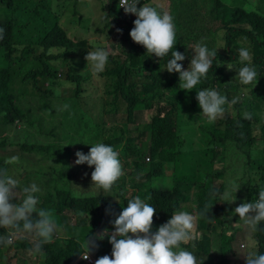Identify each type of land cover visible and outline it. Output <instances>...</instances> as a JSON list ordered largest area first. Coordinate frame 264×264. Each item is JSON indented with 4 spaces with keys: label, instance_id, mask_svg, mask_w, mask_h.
<instances>
[{
    "label": "trees",
    "instance_id": "obj_1",
    "mask_svg": "<svg viewBox=\"0 0 264 264\" xmlns=\"http://www.w3.org/2000/svg\"><path fill=\"white\" fill-rule=\"evenodd\" d=\"M233 1L236 5L232 8L221 6L205 10L189 3L191 7H199V11L177 12L181 26L179 46L186 48L203 41L209 50L217 49L206 78H202L194 90L216 89L229 101L239 97L235 105L226 104L222 117L209 123L202 116L196 97H179L182 91L172 93L180 88L179 75L175 78V73L161 70L167 63L166 56L149 59L144 51L123 46V52L119 51L127 58L122 60L107 48V42L100 41L93 47L87 39H76L58 2L49 6L48 0H0V28L5 29L0 39V122L5 128L20 124L24 136L31 132L38 135V143L27 142V153L18 154L19 162L25 164L29 172L26 186L35 183L45 190L47 201L41 203L38 197L37 209L52 211L54 208L52 212L58 223L53 242L44 245L38 253L42 258L38 264L83 263L81 254L85 248L77 237L87 238L105 229L115 231L112 222L128 200L136 196L156 209L153 232L175 211L196 214L208 204L207 216L211 220L200 217L194 239L181 244V248L193 252L197 264H246L242 252L233 245L237 230L231 225L238 222L233 214V203L209 194L213 189L223 193L226 185L234 183L240 188L233 193V198L236 197V203H244L258 199L259 190L264 188V43H260L264 41V0H259L263 3L256 8L255 15L250 13L254 0ZM115 5L118 8V0ZM50 17L54 20L48 21ZM125 24H129V20L121 19L118 29L122 31L114 32L118 37L127 35ZM28 29H34V35L26 39L24 33ZM35 40L40 42L35 43ZM117 42L115 39L110 47ZM92 47L106 48L111 57L104 72L97 76L101 84L97 87L100 104L93 106L96 114L86 108L90 94L81 97L85 85L92 81V77L86 75L85 60L87 49ZM241 47L250 51L252 66L257 71L256 84L242 85L235 81V70L242 66L238 52ZM52 49L56 51L50 52ZM183 54L186 59L179 63H190L194 56L191 46ZM229 64L233 70L228 69ZM62 66L72 71L66 80L57 76ZM38 78L48 84L44 93L37 91ZM17 81L20 86L15 89ZM65 83L71 86L64 87ZM17 99L20 104L15 103ZM65 104L69 106L67 110H63ZM121 109L126 118L120 115ZM146 111L150 114L155 111L147 123L143 122ZM244 112L251 113V119H244ZM198 120L204 124L196 132L199 139L195 148L200 149L187 157L183 154L187 140L178 131L185 126L195 128ZM58 122H65L68 131L65 138H61ZM97 124L107 128L101 142L119 153L123 175L109 193L98 188L97 191L106 194L85 193L82 189L71 191L67 181L63 182L68 192L48 190L46 186L55 183L59 176H69L63 171L68 165L76 164L70 158L74 146L75 150L88 154L91 146L85 150L82 144H93L96 136L87 140V135ZM131 128L139 131L136 139L145 144L147 150L122 147V143L133 138ZM130 144L128 142V146ZM193 163L192 174L188 176ZM4 165L1 161L0 168ZM93 167H86L89 168L87 179L91 178ZM49 172L46 178L44 175ZM157 181L165 182L166 188L155 185ZM217 181L223 183L216 187ZM190 204H195L196 210L188 209ZM72 215L79 220L76 226L65 220ZM240 224L248 230L243 221ZM259 228L261 230L252 238L257 250L264 253V222ZM230 230L233 233L228 236ZM247 237H243V242ZM18 241L19 248L33 247V243L24 238ZM95 243L97 246L91 248L90 257L96 261L104 255L111 256L108 237L97 239ZM19 262L30 264L27 259Z\"/></svg>",
    "mask_w": 264,
    "mask_h": 264
},
{
    "label": "clouds",
    "instance_id": "obj_2",
    "mask_svg": "<svg viewBox=\"0 0 264 264\" xmlns=\"http://www.w3.org/2000/svg\"><path fill=\"white\" fill-rule=\"evenodd\" d=\"M140 0H119L118 7L123 8L126 14H134L137 18L133 21L134 27L130 31L132 40L144 46L147 53L164 58L171 53V58L161 70L179 74L180 89L191 91L196 88L202 78H206L212 66L213 59L217 55V49L209 50L203 41L191 46L194 56L191 58L187 70L179 63L186 59L185 55L178 50H173L176 45V31L173 17L164 8L162 3L143 4L138 7ZM117 31H122L117 29ZM5 29L0 28V39H3ZM55 49L50 52H55ZM239 62L241 67L236 69L235 79L242 85L251 84L257 77V71L252 66L250 51L241 47ZM109 58V51L104 47H96L85 56L87 68L93 77L104 72ZM229 70L232 66L227 65ZM71 86L65 83L64 87ZM196 99L202 109V116L209 123L217 120L225 114V105H235L239 97L231 101L212 88L197 90ZM63 105V110L68 109ZM244 119H251V113L244 112ZM88 144V143H85ZM91 145L88 154L82 151L76 152L77 165L87 164L94 166L91 173L93 187L108 191L123 175L119 153L114 148L103 142ZM19 162L18 156H12L5 160V164ZM26 179L24 180V184ZM236 184L230 183L223 193L211 190L210 196H220L228 203H234L233 193L238 189ZM41 189L37 184L22 186L18 179L9 175L7 168H0V227L8 230L6 235H0V246H9L18 235L28 234L33 237V247L30 253H41L43 246L53 242L58 231V223L53 212L48 209H37L38 197L35 195ZM15 201V202H14ZM213 207V206H212ZM209 205L205 204L203 211L191 214L186 211H175L171 218L153 232V217L156 209L145 200L136 196L127 202L122 212L112 222L115 231L105 229L101 233L90 234L85 243L82 258L89 259L91 248L96 247L97 239L109 238L112 245L111 256L104 255L95 261V264H197L196 255L184 248L181 244H187L194 239L197 220L207 216ZM35 214V215H34ZM238 214L240 220L248 228V242L242 245L245 248L243 257L246 264H264V253L256 248L253 234L260 231L259 225L264 222V188L259 190L258 199L252 202L245 201L235 208L233 213ZM130 233L132 235H130ZM195 245H193L194 247Z\"/></svg>",
    "mask_w": 264,
    "mask_h": 264
},
{
    "label": "rangeland",
    "instance_id": "obj_3",
    "mask_svg": "<svg viewBox=\"0 0 264 264\" xmlns=\"http://www.w3.org/2000/svg\"><path fill=\"white\" fill-rule=\"evenodd\" d=\"M110 0H102V2L96 4L95 6H82L80 3H78L76 0L72 1V0H48V4L49 6H53L54 3L58 2V6L62 7V9L64 10L65 14L64 16L67 19V23L69 28L73 29L71 30V33L73 34V36L78 39V38H84L88 40V44L90 46H95L96 44L100 43V41L102 43L107 42V48L108 49H112L113 54L118 57L121 56L119 58H121L122 60H125L127 57H124L122 55V53L120 51L123 52V45H119L120 43H116L115 47L118 49L116 50L113 47H110L111 44H113V41H115V39H108L111 38L110 37V27H112L110 25L109 22H102V18H107L110 19V17L105 13V7L107 6V4L109 3ZM254 4V6L252 7V9L250 10V13L252 14H256V8H258L259 6H262L261 4L263 3L262 1L259 0H254L252 2ZM54 20L52 17H50L48 19V21H52ZM96 26H102L104 30L99 29L97 32V27ZM109 27V28H108ZM75 28H79V29H75ZM34 29H28L25 31L24 35L27 38H30L31 36L34 35L33 33ZM96 32L98 34L99 38H95ZM70 36V34H68ZM40 42V40H35V43ZM260 43H264V41H260ZM109 44V45H108ZM91 49V51L95 50V48ZM120 50V51H119ZM109 57V61H110ZM63 68V69H62ZM62 68H59L57 71V76L60 79H68L67 75L68 74H72L71 70H68L67 66H62ZM87 76H91L92 77V81L85 85L84 89L85 91H83V95L81 97L84 96V94L89 95V100H88V104H87V109L92 111L94 114L97 113V110L94 109V104L99 103V95H98V91H97V87L101 84L100 81H98V75L96 77H93L90 70H88L86 72ZM179 74L175 73V78H177ZM25 82L26 80L21 77ZM235 80V79H234ZM38 81V87H37V91L44 93L46 91V88L48 87V84L46 82H40V78L37 79ZM237 83L238 81L235 80ZM256 80L253 81V84H256ZM239 84V83H238ZM20 86V83L17 81L15 82V89H18V87ZM197 88V87H196ZM216 90V89H215ZM178 91H182L183 93L179 94V97H188L193 99L194 97H196V92L197 90H191L188 92H185L187 90H183V89H176L174 92H178ZM171 93V94H172ZM244 94H248L247 92H244ZM176 96V97H178ZM229 99V98H228ZM231 101V100H230ZM16 104H20L18 99L15 101ZM22 106V105H21ZM226 107V105L224 106ZM23 108V107H22ZM151 114H155V111ZM150 111H146L144 113L143 116V122L147 123L150 120ZM120 115L123 116L124 118H126V113H124V109H121L120 111ZM110 122V121H109ZM108 122V123H109ZM60 129H61V138H65V134L68 133V131L65 128V122H58ZM204 124L202 123L201 120H198V123L196 125L195 128H193V126H185V127H181L179 128V135H181L185 140H187V146L186 148L183 150V154H185L187 157H192L195 151H198L200 148L196 149L195 148V143L196 141H198L199 136H197L196 132H198V130H200L201 126H203ZM21 129V125L18 124L17 126L15 125V127H6L4 126V124H1L0 122V162L2 161L3 163H5V160L12 157V156H18V154H25L27 153V151L29 150L28 147V143L34 144V143H38L39 137L35 132H31L29 133L27 136H24L23 132L20 131ZM106 127H102L99 124L97 125H93L91 127L90 133L87 135V140L90 139L93 135L96 136L95 139H93V143L96 142H101L102 141V133L106 130ZM131 132H133V138L128 141L131 142V144L128 146V142H124L122 143V147H129V148H138L141 150H147V146L145 144H143L142 142L137 141V137L139 135V131L135 130L134 128H131L130 130ZM196 136L198 137L196 139ZM28 142V143H27ZM91 144V143H89ZM87 145V144H82L83 146H85V150L87 149V147L91 146V145ZM205 145V143L203 144ZM200 147V146H199ZM77 151H82L80 149L75 150V146H74V150H73V154L70 156V158L75 162L77 157H76V152ZM83 152V151H82ZM84 154H87V152H83ZM120 156L121 158L124 159L121 150H120ZM197 159V158H195ZM69 168L68 169H64V174L69 173L68 177H63V176H59V179L49 185L46 186V188L48 190H53L55 192H68V186L69 189L71 191H79V190H83L81 192H91V193H96L98 195L100 194H106V193H101L98 190V188L93 187V182L90 179H87L88 175V169L86 167H89L87 164H83V165H77V164H70L68 165ZM194 163L191 165V172H187V175H191L192 174V169H193ZM2 168H7L9 175L13 176L15 179H18L20 181V184L22 186H24V180L26 178V176L29 174V172L26 169V165L23 163H14V164H6L4 165ZM91 172L94 171V167L91 168L90 170ZM46 178L50 176V172L44 175ZM67 181V185H65L64 182ZM58 182H62L60 184H58ZM222 181H217L215 183L216 187H219L220 184H222ZM155 185H159L161 188H166V183L165 182H155ZM37 186L41 189V191L39 193H36L35 195L37 197H39V201L41 203L46 202V198H45V190L44 188H41L38 184ZM229 185H226L225 190L228 189ZM110 191L108 190L107 193H109ZM243 202H234L233 203V213L235 211V208L237 206H239L240 204H242ZM188 209H193L196 210V205L195 204H190L187 206ZM182 210H187L185 208H182ZM52 211H54V208L52 209ZM74 215H72L70 218L65 219L67 220V223H70L71 226H76L79 223V220L75 217L73 218ZM238 222L237 223H233L231 226L233 228H235L237 230L236 232V236L235 239L233 241V245L235 244L237 246V249L240 252H244L246 251V249H242L241 246L247 244L248 242V237H247V241L243 242V237L245 235H248V230H246V228L244 226H242L240 223L242 222V220H240V217L238 214L234 215ZM6 229L0 227V235H6L7 234ZM221 231V229H220ZM233 233L232 230L227 232V235H231ZM20 238H24L26 240H28L29 242L33 243V237L28 235V234H24V235H18L13 243L9 246H0V260L2 264H20L19 260L22 259H27L29 261L30 264H38L39 261L42 262V258L41 256H39L40 254H35L32 255V253L29 252V249L26 247H21L19 248L17 245L20 243L18 240ZM79 241H81L83 244L86 241V237L85 236H81V237H77ZM228 238H226L225 240H227ZM16 247V248H15ZM20 253V255H19ZM89 258L91 259L90 255ZM201 259V257L199 258ZM218 260V259H217ZM95 262V260H94ZM73 264H78V261H76Z\"/></svg>",
    "mask_w": 264,
    "mask_h": 264
},
{
    "label": "crops",
    "instance_id": "obj_4",
    "mask_svg": "<svg viewBox=\"0 0 264 264\" xmlns=\"http://www.w3.org/2000/svg\"><path fill=\"white\" fill-rule=\"evenodd\" d=\"M74 1V0H72ZM78 3H80L82 6H95L96 4L102 2V0H76ZM253 1V0H251ZM116 2L117 0H110L109 3L107 4V6L104 8L105 9V13L110 17V19L107 18H102V22H109L110 25L112 27H110V37L108 39H117L118 42L117 43H121V41H129L130 43L128 45L121 43L125 48H127L128 50H130L132 47L137 49L138 52H142L144 51V53L146 55L149 56V59H155L156 56L153 54L151 55L150 53H147V49L142 46L139 45L137 43H135L132 38L130 37V31L132 30V28L134 27V23L133 21L137 18H131V15L125 16V12L123 11V9H121L120 7H116ZM156 3H162L164 5V8L169 12V14L173 17L174 20V24H175V31H176V45L174 46L173 50H178L183 54V51L185 49H187L188 47L194 45L191 44L190 46L184 48L179 46L178 44V39H179V31L181 29V26L179 25L180 23V17H179V11L181 10H192L194 12H198L199 11V7H191L189 5V3H192L196 6H201L203 7L205 10L208 9H212V8H218L223 6L224 8H232L233 6L236 5V2L233 0H146L145 3H143L142 1H140V4L138 5V7H142L143 4H156ZM119 5V2H118ZM122 20H129V24H125V26L127 27V35L124 36H117V34H115V30L119 28V23ZM97 32L99 29H102L105 31V29L102 26H96ZM109 28V27H108ZM75 29H79V28H75ZM80 30V29H79ZM96 32L95 38H99ZM88 41V40H87ZM114 48L116 50H118L115 45ZM92 48H88V51H91ZM169 57V59L171 58V53H169L166 56V60L168 61L169 59L167 58ZM190 63H187L185 65H183L184 69L187 70L189 67ZM179 85V84H178ZM201 117V116H200Z\"/></svg>",
    "mask_w": 264,
    "mask_h": 264
},
{
    "label": "built area",
    "instance_id": "obj_5",
    "mask_svg": "<svg viewBox=\"0 0 264 264\" xmlns=\"http://www.w3.org/2000/svg\"><path fill=\"white\" fill-rule=\"evenodd\" d=\"M140 1H142V0H140ZM118 2H119V0H118ZM121 9H123V8H121ZM123 11H124V9H123ZM125 12V11H124ZM125 16H128V15H131V18H135L136 16L134 15V14H124ZM78 264H95V262H94V259H93V257H91V259L89 258V259H87V260H85V259H83V263H79L78 262Z\"/></svg>",
    "mask_w": 264,
    "mask_h": 264
}]
</instances>
